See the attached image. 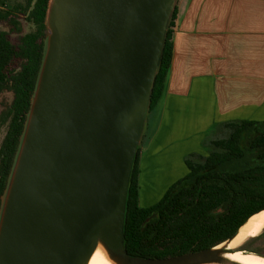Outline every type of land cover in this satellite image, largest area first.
Segmentation results:
<instances>
[{"label": "water", "instance_id": "obj_1", "mask_svg": "<svg viewBox=\"0 0 264 264\" xmlns=\"http://www.w3.org/2000/svg\"><path fill=\"white\" fill-rule=\"evenodd\" d=\"M178 1L49 0L44 57L2 197L0 264H87L100 245L119 264L235 263L228 243L264 209L204 249L157 258L126 246L133 171Z\"/></svg>", "mask_w": 264, "mask_h": 264}, {"label": "trees", "instance_id": "obj_2", "mask_svg": "<svg viewBox=\"0 0 264 264\" xmlns=\"http://www.w3.org/2000/svg\"><path fill=\"white\" fill-rule=\"evenodd\" d=\"M48 4L49 0H26L16 9L0 6V93L13 92L11 103L0 114V129L7 125L0 145V210L44 57ZM21 15L34 26L33 30L23 33ZM176 15L177 9L151 109L164 94L172 64ZM4 25L10 27L9 31ZM11 32L18 33L16 40ZM225 124L232 131L229 137L213 141L218 150L207 156L188 155V174L149 207L140 205L139 150L125 231L130 254L162 258L210 247L232 236L251 215L264 209V122Z\"/></svg>", "mask_w": 264, "mask_h": 264}, {"label": "crops", "instance_id": "obj_3", "mask_svg": "<svg viewBox=\"0 0 264 264\" xmlns=\"http://www.w3.org/2000/svg\"><path fill=\"white\" fill-rule=\"evenodd\" d=\"M176 9L173 60L164 96L150 114L151 119L159 110L165 118L161 125L170 154L165 162L142 144L143 207L157 203L188 172L193 138L175 121L185 107L193 108V117L201 120L209 116L226 122H264V0H179ZM153 163H168V168L160 172Z\"/></svg>", "mask_w": 264, "mask_h": 264}, {"label": "rangeland", "instance_id": "obj_4", "mask_svg": "<svg viewBox=\"0 0 264 264\" xmlns=\"http://www.w3.org/2000/svg\"><path fill=\"white\" fill-rule=\"evenodd\" d=\"M25 2L26 0H0V6L6 9H16L19 4H24ZM19 20L21 21L23 26V33H27L34 29V26L30 22H28L24 18V16H22ZM3 28L7 29L8 31L10 29V27L7 25H4ZM173 29L175 31V27ZM10 34L14 40H16V38L18 37L17 32H11ZM177 78L179 79L180 77L177 76ZM12 99L13 92L6 90L0 93V114L7 108ZM192 109H188L185 107L182 110V113L178 114V119L175 121L178 122L179 129H182L183 132L187 131L189 135H191L190 137L193 138L192 146H189L188 152L197 153L200 156H207L210 152L218 150V148L213 144V141L229 137L232 130L226 126V121L209 118L207 113L206 115L208 117H206V119L204 120H201L200 117L199 119H197L195 115L193 117ZM151 112L152 109L150 110V114ZM150 114L148 117L149 131L148 134H146L145 132L147 138L146 140H144V135L142 140V148L147 152L152 151L153 153L157 151L160 157H162V160L166 162L168 161L166 156L170 154L169 152L171 146L169 143L167 145V141L169 139L167 138L166 129L164 125H161V121L165 122V118H161L159 110L151 116V119ZM169 121L170 119L168 120V122ZM6 130L7 125H3L0 129V145L6 134ZM153 168L156 170H160V172H163L168 168V163H153ZM244 247H249L250 250H258L260 254L264 255V230L261 231L256 238L246 241L244 243Z\"/></svg>", "mask_w": 264, "mask_h": 264}, {"label": "bare ground", "instance_id": "obj_5", "mask_svg": "<svg viewBox=\"0 0 264 264\" xmlns=\"http://www.w3.org/2000/svg\"><path fill=\"white\" fill-rule=\"evenodd\" d=\"M264 229V211L252 216L246 224L240 229L234 239L228 243L230 250L235 252L225 255L231 262L221 264H264V255L240 251L238 248L247 240L256 237ZM258 256V257H257ZM87 264H119L110 259L103 245H100Z\"/></svg>", "mask_w": 264, "mask_h": 264}, {"label": "flooded vegetation", "instance_id": "obj_6", "mask_svg": "<svg viewBox=\"0 0 264 264\" xmlns=\"http://www.w3.org/2000/svg\"><path fill=\"white\" fill-rule=\"evenodd\" d=\"M187 167H188V166H187ZM188 172H189V168H188ZM188 172H187V174H188ZM187 174H186V175H187ZM186 175H184V176H186ZM184 176H183V177H184ZM183 177H182V178H183ZM180 179H181V178H180ZM177 181H178V180H177ZM156 216H157V215H156ZM198 244H199V243H198ZM206 248H207V247H206ZM190 251H196V250H190ZM257 257H258V256H257Z\"/></svg>", "mask_w": 264, "mask_h": 264}]
</instances>
